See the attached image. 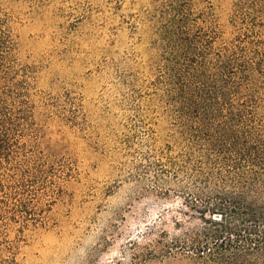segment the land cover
Returning a JSON list of instances; mask_svg holds the SVG:
<instances>
[{"label": "rangeland", "instance_id": "obj_1", "mask_svg": "<svg viewBox=\"0 0 264 264\" xmlns=\"http://www.w3.org/2000/svg\"><path fill=\"white\" fill-rule=\"evenodd\" d=\"M161 1L0 0V50L29 85L33 141L54 175L14 264H191L159 251L199 227L154 185L183 154L156 86ZM236 1L210 0L226 41Z\"/></svg>", "mask_w": 264, "mask_h": 264}, {"label": "trees", "instance_id": "obj_2", "mask_svg": "<svg viewBox=\"0 0 264 264\" xmlns=\"http://www.w3.org/2000/svg\"><path fill=\"white\" fill-rule=\"evenodd\" d=\"M212 10L210 0H162L154 10L156 86L183 144L179 163L160 172L170 179L154 185L172 188L199 222L159 251L191 264H264V0L236 1L229 41ZM3 48L0 264H14L26 233L42 224L31 205L54 175L33 141L29 85Z\"/></svg>", "mask_w": 264, "mask_h": 264}]
</instances>
